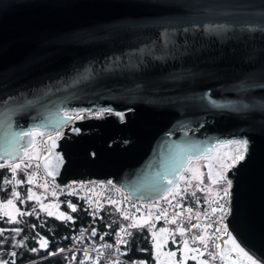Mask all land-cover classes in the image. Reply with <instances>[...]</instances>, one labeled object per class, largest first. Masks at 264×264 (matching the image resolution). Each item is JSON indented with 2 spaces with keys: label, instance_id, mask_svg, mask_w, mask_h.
Here are the masks:
<instances>
[{
  "label": "water",
  "instance_id": "obj_1",
  "mask_svg": "<svg viewBox=\"0 0 264 264\" xmlns=\"http://www.w3.org/2000/svg\"><path fill=\"white\" fill-rule=\"evenodd\" d=\"M82 109L110 112L64 115ZM33 128L64 129L52 179H112L142 201L247 140L227 235L264 264V0H0V159Z\"/></svg>",
  "mask_w": 264,
  "mask_h": 264
},
{
  "label": "built area",
  "instance_id": "obj_2",
  "mask_svg": "<svg viewBox=\"0 0 264 264\" xmlns=\"http://www.w3.org/2000/svg\"><path fill=\"white\" fill-rule=\"evenodd\" d=\"M103 110L88 111L82 109L80 111H66L71 117V121L78 122L80 120H89L90 118H103ZM76 113L82 114L83 118H77ZM37 136L34 135V143L31 147L26 149L25 153L18 161L3 160L0 159V172L4 170H9L12 174V167L17 166L20 160L29 150L37 148L39 150L38 156L33 160L23 161L30 166L27 169H31L30 180L35 186H45L47 187L48 193L54 198H60L64 196L69 199V203H73L75 207H82L87 210V217L89 223L82 228L72 232V239L70 242V248L66 249L61 247L58 253L55 255L67 252L71 259H73L76 264H140L144 260L140 258H131L129 256L127 243H119L121 238L126 242L128 237H131L133 228H128L130 222L136 223L137 219H148L145 225L151 227H156L157 224H164L166 230H171L170 236H168V242L172 243L174 246H181L185 244L200 245V248L206 250V252L213 253L211 256L213 259V264H245L247 261L242 253H240L233 243L229 239L228 234V222L231 219V211L233 208V203L230 198L232 196V187L229 190L230 196L225 197L224 200H219L217 193L225 186L219 187V189L213 190L210 186L204 184L201 185L200 191L203 193V197L196 202V206H192L187 202L188 197L191 193L190 185L192 181V176L189 170H186L180 175L181 182L174 185L172 189L164 194L160 198L144 200L134 197L129 194L127 190L122 188L112 179H80L71 180L66 184H63L45 172L43 168L44 160L51 152V147L49 145L52 139H62L65 137L64 129H40L37 132ZM50 149V150H49ZM40 167H37V165ZM25 165L23 166L24 168ZM228 179V174L225 175ZM190 181V183H189ZM232 181V180H231ZM12 185L16 188L15 180H13ZM203 189V191H202ZM179 193V195H177ZM215 201L220 203H225V211L228 215L221 219L222 213L216 212L213 214L212 209L216 207ZM112 205L120 211L124 222L120 227L116 228L114 238L111 241L99 242L98 244H92V233L96 230L104 218V213L107 210V206ZM179 205V206H176ZM161 209H166V213L161 214ZM191 209V211H189ZM124 213H127L130 217H133L132 221L124 219ZM174 213H180L176 217V222L172 223V217ZM161 216V219L156 220V216ZM193 224H198L200 227L193 228ZM143 225V226H145ZM183 228L184 235H180L177 228ZM125 227L131 235L126 233H121L120 228ZM217 228H226V231H216ZM206 241L194 240V236L203 235ZM108 245L110 247H104ZM219 245V247H216ZM63 249L64 251H60ZM53 255V254H51Z\"/></svg>",
  "mask_w": 264,
  "mask_h": 264
},
{
  "label": "trees",
  "instance_id": "obj_3",
  "mask_svg": "<svg viewBox=\"0 0 264 264\" xmlns=\"http://www.w3.org/2000/svg\"><path fill=\"white\" fill-rule=\"evenodd\" d=\"M229 172V171H228ZM224 173V176L228 173ZM31 177V169L22 168L15 173H11L9 170H4L0 172V202H5L9 199H16L18 203L17 206L25 213V215H20L17 218V222L9 221L7 216L0 211V261L6 262V264H76V262L71 259L67 252L51 255L52 253H58L61 247L70 248V242L72 239V232L82 228L89 223L87 217V210L82 207H77L76 211L73 212L69 207V199L61 196L60 198L52 197L48 191L46 196L48 199L53 200V202H58V209L68 216H71V220H65L64 217L58 215H49L48 212H43L39 207V201L34 198L28 199L29 192L33 194V191L39 190L40 187L35 186L32 182L29 183ZM206 183L204 186H225V182H213L209 175H206ZM15 180L16 188L12 183L5 184L4 181ZM17 181H22V183H17ZM42 189H40L41 191ZM13 191L19 193V197H14L12 195ZM195 193V195H193ZM203 197V193L191 192L186 203L190 204L194 208L197 204L196 202ZM106 212L104 213L103 221L101 225L95 230V235L92 233V244H98L99 242L111 241L114 238L116 228L123 224L124 220L120 215V211L112 205H108ZM27 213H32L28 215ZM110 225V227H109ZM19 228L21 231L19 233L12 231L13 229ZM155 230L164 229V224H157L155 227L145 225L143 227L133 228L132 236L127 239V248L129 249V256L131 258H140L144 260L147 264H157V256H155V236L153 238V233ZM169 236L171 230H167ZM47 240V245L41 247V239ZM189 248L197 249V252L185 251L183 252V247L174 246L172 243L166 241V249L176 251L178 256L183 254L189 256H195L200 253L204 254L208 258L211 264H213V258L206 252L205 249L200 248V245L187 244ZM35 249V251H33ZM205 250V251H204ZM15 252L16 255L13 256L12 253ZM182 257V256H181ZM188 257V256H187ZM185 264H197L195 259L192 257L186 259Z\"/></svg>",
  "mask_w": 264,
  "mask_h": 264
},
{
  "label": "rangeland",
  "instance_id": "obj_4",
  "mask_svg": "<svg viewBox=\"0 0 264 264\" xmlns=\"http://www.w3.org/2000/svg\"><path fill=\"white\" fill-rule=\"evenodd\" d=\"M106 110V109H103ZM80 111V110H77ZM109 112V111H108ZM37 132L34 133V135L37 136ZM240 140V139H238ZM221 147H214L212 155L211 156H205V157H201V158H197V159H192V161H190L188 163L187 170L190 171L191 176H192V181H191V185H190V190L191 192H200L201 189V185L206 183V175H208V167L207 165H211L212 166V179H214L216 177L217 174H223L230 171L238 162H236L234 164V166L232 167H227L221 166V163H223L224 165H228V164H233V161L230 159V154L234 151L235 146H228L225 145L224 143H221ZM38 152L39 150L37 148L29 150L28 153L25 154V156L23 157V160H33L38 156ZM23 160H20L19 163H17L18 167H16V172L19 171L20 169L23 168V166L25 165V162ZM210 178V177H209ZM201 180L203 181V183H201ZM40 189H42L40 191L36 190L33 191V196L34 198H36L39 201V207L43 212H51L54 215H58L61 216L60 214L62 213L61 210L58 209V202L48 199L46 196V192L47 191V187L43 186H39ZM219 186L213 185L211 186V188L213 190H218ZM44 190V191H43ZM13 201L12 205H8L5 202L0 203V211L4 214V216L8 218L9 221H16L17 222V218L19 216V213H21L22 211L19 209V207L17 206V202L16 199H11ZM46 209V210H45ZM65 214V213H64ZM63 217V216H61ZM148 219H137L136 220V224L137 225H145V223H147ZM164 231H160L161 229L155 230V243H156V249H155V256H157V264H185L186 263V259L193 257V256H189L186 254H183V252L185 251H190L191 249L189 248V246L183 247V252L181 254V256H178L176 251L174 250H168L166 249L165 245H166V241L167 238L169 236L166 228L164 227ZM206 235V232H203V236ZM206 241V239L204 240ZM205 251V250H204ZM171 252H175L176 255L175 256H171L169 255V253ZM188 256V257H187ZM209 259L206 258V256L204 254H200L198 253L196 255V263L197 264H201V261H207V264H211L210 261H208Z\"/></svg>",
  "mask_w": 264,
  "mask_h": 264
},
{
  "label": "snow or ice",
  "instance_id": "obj_5",
  "mask_svg": "<svg viewBox=\"0 0 264 264\" xmlns=\"http://www.w3.org/2000/svg\"><path fill=\"white\" fill-rule=\"evenodd\" d=\"M66 117H69V114L68 113H65L64 114ZM77 118H83L82 117V114L80 113H76L75 114ZM117 115L119 116H122L123 114L122 113H117ZM70 119V117H69ZM40 129L39 128H33L31 131H28V132H20L18 135L20 137H31L33 136L34 133L36 132H39ZM74 131H78V129H74ZM32 143H34V141L32 140H29V147H31ZM225 145H228V146H235L234 148V151L230 154V159L233 161V164H228V165H224L223 163H221V166L224 167V166H227V167H232L234 166V164L236 162H239V161H243L245 159V154L247 153L248 151V141L247 140H229V141H226L224 142ZM56 146V140L55 139H52L51 140V147H55ZM222 145L220 143H217L215 145V147H221ZM50 150V149H49ZM206 151L208 153H211L213 151V148L209 147L206 149ZM57 161L59 162L61 160V158L59 156L56 157ZM30 165L29 164H26L25 167H29ZM0 167H3V165H0ZM16 167L17 166H14L12 167V171L13 173H15L16 171ZM37 167H40V165L38 164ZM44 167L47 168L48 167V161L47 159L44 160ZM208 167V175L210 178H212V166L211 165H207ZM49 175H51L52 173H48ZM31 182V180H29V183ZM213 182H225L227 184V187H223L218 193H217V196L219 197V200H224L225 197H229L230 196V189L232 187V181L230 179H228L226 176H224L223 174H217L216 177L213 179ZM5 184H9V183H12V181H9V180H5L4 181ZM17 183H22V181H17ZM168 183L170 185L174 184L175 182L172 181V180H169ZM190 183V181H189ZM201 183H203V181L201 180ZM167 191H170L167 190ZM203 191V189H202ZM12 195L14 197H19V193L13 191ZM33 195L31 192H29V195H28V199H32L33 198ZM177 195H179V193H177ZM193 195H195V193H193ZM2 203V202H0ZM6 203L8 205H12L13 204V201L11 199L7 200ZM216 203V207H214L212 209V212L213 214H215L216 212H220L222 213V216H221V219H223L224 216L228 215V212L225 211V203H220L219 201H215ZM176 206H179V205H176ZM69 207L71 208V210L73 212L76 211V207L75 205H71L69 204ZM46 210V209H45ZM166 209H161V214L163 215L164 213H166ZM189 211H191V209H189ZM20 215H25V213H19ZM28 215H31L32 213H27ZM49 215H52L51 212L48 213ZM61 216L64 217L65 220H71L72 217L71 216H68L64 213H61L60 214ZM180 213H174L173 214V217H172V220L171 222L172 223H175L176 222V217L179 216ZM124 219L125 220H129V221H132L133 220V217H130L127 213H124ZM161 219V216H156V220H159ZM110 227V225H109ZM135 227H142V225H137L136 223L134 222H130L129 225H128V228H135ZM193 228H197V227H200V225L198 224H193L192 225ZM165 229H161L160 231H164ZM3 230H0V232H2ZM12 231H15L17 233H19L21 231V229L19 228H16V229H13ZM177 231L180 233V235H184V229L179 227L177 228ZM216 231L220 232V231H226V228H217ZM120 232L121 233H126L127 235H131L130 232H128V229L125 228V227H121L120 228ZM95 230H93V235H95ZM155 234L153 233V238H154ZM194 240H200V241H204L205 240V237L203 235H200V236H194L193 237ZM47 240H44L43 238L41 239L40 241V245L41 247H45L47 245ZM119 243H127L123 238H121V240L119 241ZM185 243V246H187V241L184 242ZM233 243L235 244V241L233 240ZM104 247H110L108 245H104ZM216 247H219V245H216ZM237 248H239V245H236ZM33 251H35V249H33ZM61 252L64 251L63 249L60 250ZM191 251L193 252H197L198 250L197 249H192ZM240 251H244L243 249H240ZM53 255H55V253H52ZM13 256L16 255L15 252L12 253ZM169 255L171 256H175L176 253L175 252H171L169 253ZM210 256H213L214 254L213 253H209ZM245 256H247L248 260L251 262V264H256V262L252 259L251 256H248V253H244ZM193 259H196L195 256L192 257ZM0 264H6V262H2L0 261ZM140 264H144V262H140ZM201 264H207V261H201Z\"/></svg>",
  "mask_w": 264,
  "mask_h": 264
},
{
  "label": "bare ground",
  "instance_id": "obj_6",
  "mask_svg": "<svg viewBox=\"0 0 264 264\" xmlns=\"http://www.w3.org/2000/svg\"><path fill=\"white\" fill-rule=\"evenodd\" d=\"M102 110H103V109H102ZM108 111L110 112V110H108V109L103 110L102 114L105 115L106 113H109ZM245 260L247 261L245 264H251V262L248 260V258H246Z\"/></svg>",
  "mask_w": 264,
  "mask_h": 264
}]
</instances>
